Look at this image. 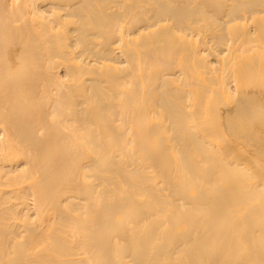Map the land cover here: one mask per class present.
Segmentation results:
<instances>
[{
	"label": "bare ground",
	"instance_id": "1",
	"mask_svg": "<svg viewBox=\"0 0 264 264\" xmlns=\"http://www.w3.org/2000/svg\"><path fill=\"white\" fill-rule=\"evenodd\" d=\"M0 264H264V0H0Z\"/></svg>",
	"mask_w": 264,
	"mask_h": 264
}]
</instances>
